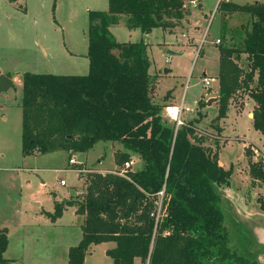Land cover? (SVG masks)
I'll return each instance as SVG.
<instances>
[{
	"label": "trees",
	"instance_id": "obj_1",
	"mask_svg": "<svg viewBox=\"0 0 264 264\" xmlns=\"http://www.w3.org/2000/svg\"><path fill=\"white\" fill-rule=\"evenodd\" d=\"M218 12L246 14L251 23L243 28L240 46H218L221 99L214 127L222 131L217 123L243 91L255 103L253 126L264 135V2L221 0ZM184 14V0H108V11H89L87 75L23 74L25 156L87 152L99 141H110L124 147L116 153L118 165L135 155L142 162L137 171L89 172L80 197L57 202L55 211L46 213L56 221L67 206H75L83 218V238L70 248L67 264H84L89 248L106 242L116 244L106 252L113 264H135L136 259L143 264H255L232 251L224 226L223 189L230 186L233 170L220 165L219 148L206 146L200 119L176 129L165 117L166 104L155 100L157 76L150 72L148 44L118 42L110 30L125 16L130 30L172 32ZM242 55L247 69L238 63ZM250 174L263 180L264 165L251 163ZM259 204L264 211V200ZM7 248L8 231L0 229V264H13L4 258Z\"/></svg>",
	"mask_w": 264,
	"mask_h": 264
},
{
	"label": "rangeland",
	"instance_id": "obj_2",
	"mask_svg": "<svg viewBox=\"0 0 264 264\" xmlns=\"http://www.w3.org/2000/svg\"><path fill=\"white\" fill-rule=\"evenodd\" d=\"M219 2L184 0L185 18L175 21L172 32L162 28L150 33L130 30L125 16L110 30L118 42L144 41L148 44L152 63L150 72L157 76V102L169 104L174 101L166 97L167 92L173 90L174 103L180 105L184 100L185 107L193 110L185 111L183 118L187 122L200 119L198 127L206 131V146L213 150L219 148L221 164L225 169L233 170L230 186L223 189L224 226L229 234V245L238 255L250 258L248 260L255 264H264V259L259 261L255 254L246 251L256 241L255 234L243 232L242 235L244 229L237 224L242 202L247 201L250 213H256L259 200L264 199V179H254L250 174L251 163L264 165V135L254 128L250 119L253 113L250 118L247 115L255 103L248 94L238 92L230 101L228 117L217 123L221 132L214 127L218 102L211 106L201 105V102L207 103L210 95L219 97V44L240 46L244 38L243 28L251 23L246 14L222 16L217 13ZM235 2L251 4L264 0ZM89 11H108V0H20L16 4L0 0V72L14 80V88L0 95V222L16 224L19 211L27 212V218H33L34 213L40 215L42 210L53 212L58 198L70 199L74 189L79 194L73 198L81 196L89 172L103 170L105 173L126 168L116 162V152L124 149L118 142L99 141L87 152L58 150L28 156L22 152L23 74H88ZM194 18L202 22L200 28ZM218 39L220 43H217ZM169 50L176 55H169ZM238 63L247 69V56L242 55ZM165 69L172 72L165 74ZM204 76L215 78L211 87L204 86ZM70 158H74L77 164H69ZM136 159L127 170L142 168L141 160L138 156ZM62 181L66 185H62ZM254 189L257 192L253 194ZM79 221L81 217L75 207L69 206L60 217L55 234H50L42 226L27 230L25 225L24 233L14 231L12 234V245L23 249L22 242L26 260H40L49 253L50 258L57 257L61 248L76 242L78 228L68 225ZM109 245L103 243L94 247L84 264H112L106 254ZM260 252L264 256V247Z\"/></svg>",
	"mask_w": 264,
	"mask_h": 264
},
{
	"label": "crops",
	"instance_id": "obj_3",
	"mask_svg": "<svg viewBox=\"0 0 264 264\" xmlns=\"http://www.w3.org/2000/svg\"><path fill=\"white\" fill-rule=\"evenodd\" d=\"M232 1L234 3H237V2H235V0H232ZM19 2H20V0H18L17 3H19ZM252 3H254V2H252ZM237 4H239V3H237ZM240 5H245V4H240ZM201 8L204 9L203 8L202 1H201ZM217 13H218V11H217ZM206 17H207V15H206ZM184 18H185V16L183 17V19ZM194 21H197V19L194 18ZM197 25H198V28H200V26L202 25V22L200 20H198L197 21ZM136 30H139V29H136ZM197 43L198 42L194 40V44L197 45ZM87 52H88V49H87ZM218 65H219V54H218ZM218 71H219V67H218ZM1 73L2 72H0V74ZM3 74H5V73H3ZM218 90H219V88H218ZM172 96H173V93H172ZM212 97L213 96L210 95V96H208V98L206 100H208V99H210ZM171 100H174L175 101L174 97H171ZM174 101H172L169 104H174L175 105ZM254 106L255 105H253V107H252L251 113H249V114L247 113V115H248L249 118H250L251 114L253 113ZM250 119H251V121L253 123V118H250ZM222 121H224V119ZM119 151H124V149L123 150L122 149L121 150H118L117 152H119ZM131 159H133L134 160V163H135V161L137 160L136 159V155L133 156ZM219 162H220V160H219ZM134 163H133V165H134ZM220 165L223 166L221 164V162H220ZM223 168H225V167H223ZM73 191H75V194H79L76 191V189H74V190H72V196L70 197V199L65 198V199H62L61 200V198L60 199L58 198L55 201V204L57 202L73 200L74 199L73 198V195H75V194H73ZM255 192H257L256 189L253 190V194ZM36 205L38 207L40 206V204H36ZM259 206H260V204H259ZM259 206H258V210L256 211V213H250V208H249L248 202L247 201H245L244 203L242 202L241 205H240V207H241V209H240V216L237 219V224H238V227L239 228L241 227V228L244 229L242 231V235H243V232H248V233L255 234L256 241L253 242L251 244V246L248 248V250L246 249V251L249 254H252V255L255 254L256 257L258 258V260L259 261H262L264 259V256H263V254H261L260 248L263 249V247H264V211H262L259 208ZM67 207H69V206H67ZM67 207H66V209H67ZM65 210H64V212H65ZM75 210H76V207H75ZM42 211H43V213H41L40 215H37V214L34 213L35 216L33 218H27V216H26L27 212L24 211V214H23L22 211H19L17 213V215L19 216V221L16 222V224H6L5 222H0V229L6 228L7 231H8V248H7L6 252L4 253V258L5 259H8V260L12 261L13 264H67L68 263V259H69L68 258V254H69L70 248L76 247V245L78 246L79 243L81 242L82 238H83V231H82L83 218L80 215H78V216L81 217V222L79 221L77 224H70V225H68V227L77 226V228H78V234L76 235V238H75L76 239V242H74L72 244H68L64 248H61L60 249V254L57 257L50 258V253H49V254H47L45 256V258H43V259L41 258L40 260H33V259L26 260L25 259V256H24L25 252L23 253L24 245L22 244V242H20V244L23 247V249H21V248L17 249L16 245H12V234L14 233V231L15 232L17 231V232H20V233H24L25 225H27L26 226V229L27 230H29V229H40V227L42 226V227H45V230L48 231L50 234H52V235L55 234L56 228L58 227V224H60V218H58L56 221H52L49 218V216H47V214H46V213H53L55 211V206H54L53 212L52 211H49V210H42ZM25 219H28V220H25ZM22 221H26V222H29V223H25V222L23 223ZM43 234H46V233L43 232ZM106 243L107 244H110L107 247V250H109L111 248H114L116 246V244L114 242H106ZM96 246L97 245H92L89 248L87 255L88 254H91L92 251L94 250V247H96ZM230 247H231V245H230ZM12 248H14L15 251H12ZM247 257H249V256H247ZM248 259H250V258H248ZM111 263L113 264L112 259H111ZM135 264H143V263L141 262V260L136 259Z\"/></svg>",
	"mask_w": 264,
	"mask_h": 264
},
{
	"label": "built area",
	"instance_id": "obj_4",
	"mask_svg": "<svg viewBox=\"0 0 264 264\" xmlns=\"http://www.w3.org/2000/svg\"><path fill=\"white\" fill-rule=\"evenodd\" d=\"M221 1V0H220ZM217 43H220V39L217 40ZM215 81L214 77L211 76H204L202 79V82L205 87H211L212 83ZM186 112L193 111L191 108L185 107L184 100H182L180 105H174V104H166L164 107V115L165 117L173 122L176 126V129L183 127L186 125V120L183 118V114ZM134 163V160L131 159L129 162L125 163V169L121 170L122 172L128 171L127 169L131 167ZM69 164L75 165L77 164L76 160L74 158H70ZM62 185H65L66 183L64 181L61 182ZM144 264H149V261H147Z\"/></svg>",
	"mask_w": 264,
	"mask_h": 264
},
{
	"label": "water",
	"instance_id": "obj_5",
	"mask_svg": "<svg viewBox=\"0 0 264 264\" xmlns=\"http://www.w3.org/2000/svg\"><path fill=\"white\" fill-rule=\"evenodd\" d=\"M168 54L176 55V52L169 50ZM170 72H171L170 69H165V74L170 73ZM11 88H14V81L10 77L4 74H1L0 75V95L1 93L6 92ZM220 99H221L220 97L211 98L207 101V105L211 106L213 102H219ZM252 118H253V115H252ZM73 194H75V191H73Z\"/></svg>",
	"mask_w": 264,
	"mask_h": 264
}]
</instances>
